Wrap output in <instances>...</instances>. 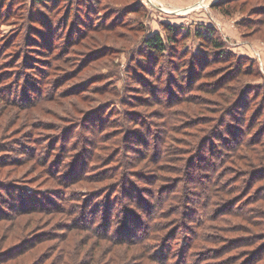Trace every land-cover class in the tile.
Instances as JSON below:
<instances>
[{
	"label": "rangeland",
	"instance_id": "obj_1",
	"mask_svg": "<svg viewBox=\"0 0 264 264\" xmlns=\"http://www.w3.org/2000/svg\"><path fill=\"white\" fill-rule=\"evenodd\" d=\"M223 1L0 0V264H164V257L154 255L171 232L170 264H177L186 250L187 264L243 263L245 249L252 246L240 247L248 233L237 228L239 223L251 224V233H264V213H258L264 211V198H254L258 190L264 192V179L246 186L253 171L264 173V137L261 143L228 151L224 166L215 169L218 140L212 136L200 149L198 142L217 125L211 134L221 141L231 139V144L235 140L229 133L249 139L257 135L260 123L264 131V0ZM169 25L177 28L179 41L171 48L173 54L160 55L154 65L145 40L158 32L167 38ZM200 26L215 29L214 36L230 51L227 57L197 34ZM150 69L157 75H150ZM224 77H230L228 84L240 89L247 102L236 108L239 90H205ZM193 82L195 88L189 89ZM221 93L228 95L227 104ZM180 95L187 99L159 103L161 96L175 100ZM230 102L238 122L219 118L220 107ZM126 111L137 120H125L131 115ZM203 115L212 118L204 123L198 120ZM254 119L260 122L252 126ZM168 124L175 129L168 127L170 137L165 139L162 129ZM232 124L237 125L234 132L228 131ZM145 131L150 145L135 144L130 133ZM98 136L104 139L97 144ZM157 137L163 155H155ZM121 140L140 147L141 153L124 152ZM170 146L176 148L172 155ZM123 171L128 192L141 197L146 209L156 207L167 185L164 175L181 179L182 190L187 176L219 178L222 172L227 190H214L210 211L221 200L223 208L235 210L204 223L205 212L196 214L191 226L196 233L187 240L180 226L196 210H183L182 204L181 216L163 218V230L149 232L145 244L135 242L128 233H136L140 224L128 217L126 226L121 204L107 197ZM188 185L193 183L188 180ZM118 190L115 197H122ZM195 193L188 207L198 209L205 198L199 200ZM88 199L100 210L95 232L71 211ZM48 203V209L38 208ZM172 205L169 199L167 206ZM224 226L227 230L219 232ZM261 239L255 247L264 245ZM213 250H219L218 256Z\"/></svg>",
	"mask_w": 264,
	"mask_h": 264
},
{
	"label": "trees",
	"instance_id": "obj_2",
	"mask_svg": "<svg viewBox=\"0 0 264 264\" xmlns=\"http://www.w3.org/2000/svg\"><path fill=\"white\" fill-rule=\"evenodd\" d=\"M224 1H226V0H224ZM227 1H230V0H227ZM168 28H169V30H168L169 34L167 35V38H165L161 33L158 32V33H155L153 36H151V37H149V38H147L145 40V46H146L147 50H149V52L151 54L149 60L154 65H156L157 63L160 62V58H159L160 55L165 54V53L173 54L171 48H173V46H175V43L179 41L178 36L176 35L177 28L175 26H173V25H169ZM199 29H201V31H197V34L200 35L202 38H205L206 40H208L209 41L208 43L210 45L217 46V48L219 49L217 51V53L220 54V57H222V55L224 57H227L226 55H228L230 53V51L228 49L224 48V42L223 41L218 40L216 38V36H214L215 29L213 27H211V26H208V27L200 26ZM144 60H146V59H144ZM238 64H240V63H238ZM241 68L242 67L238 65L235 70H237V72H240ZM149 73H150V75H154V76L157 75L155 71H152V69L149 70ZM198 74H200V73H198ZM228 80H230V77H224L219 82H217L216 85L207 86L205 88V90L206 91H215V90H217L216 89L217 87H220V90H222L223 87H226L225 89H233V86L228 84V82H229ZM194 82H195V80H194ZM194 82L191 85H189V89H194L195 88ZM181 86L182 85H178V87H181ZM197 87L201 88L202 86L200 84V85H197ZM233 90H235L236 91L235 93H237V94H238V90H239V94H240V89H237V87H235ZM222 94L224 95L225 93H221V96H222ZM175 95H178V94H173L174 97H175ZM224 96H225V98L222 99V101H223L224 104H227L228 103V99H227L228 95H224ZM167 98L164 99V97L161 96L159 98L160 99L159 103L166 106V105H171L176 100L179 101L181 98H182V100H180V101H183V100L187 99V98H185L184 95L178 96L177 99H175V100H171V99H167ZM188 98H190V97H188ZM239 99H240L239 101H235L234 100L235 103H236V108L242 102H247L246 96L243 93L239 95ZM127 102L128 103H133V101L129 102V101H127V99H123L122 100V103H127ZM233 104H232V102H230V105H228V106L227 105L221 106L220 110H219L220 113H221L219 115V118L221 116H223V118L229 117V118H233V119L237 120L236 122H238L239 116L236 115V114L232 115V112H231V109H233L232 108ZM248 105H249V103H247L246 106H245L246 110H247V106ZM177 112L179 113V110H177ZM239 112H241V110H239ZM260 112L261 111H259V113ZM128 113H130V112H127V111L125 112V114H128ZM259 113L258 114L256 113V114L259 115ZM130 114H131L130 116H126L127 119H125V120H127L128 122L137 120L138 117L137 116H133V114H134L133 112H131ZM205 115L200 117L198 120H200V121H202L204 123H207L208 120L210 118H212V117L211 116L210 117L209 116H205ZM170 117H173V116L170 114ZM240 121H241V119H240ZM257 122H260V121H256L254 119V122H253L252 126L254 124H256ZM188 123L189 124H194V123H192L190 121H188ZM156 124L158 125L159 123H156ZM260 124H261L262 127L261 128L259 127L257 129V131H258L257 135H254V136H252L249 139H248V137L246 138L245 136H241L240 139H238V137L235 134L229 133V134H231L234 137V139H233V137H232V139L235 140V142H233L232 144L230 142L231 139H228V138L223 139L222 138V141H221V137L219 135H217V134L215 135V133L211 134L214 131V129L215 130L218 129L217 128L218 125H217V126H215V128L211 129L210 132L207 131L206 135H204L203 138L201 137L199 139V140L203 139V141H201L200 143L198 142V147L200 149L202 146H204V143H206V141L209 140L208 138H212V136H214L215 137L214 139L218 140L221 149L218 151V154H217V158L219 159V161H216L213 169H215L216 167L222 168L224 166L222 163L224 162L225 155H226V153L228 151H230V152L232 151L231 152V154H232L234 152V149H236L239 144H240V149H242L243 147H248V145H251L252 142L255 143V144H258V143L262 142L263 137H264L263 136V132L264 131L261 130L263 128V124L262 123H260ZM143 125L145 126L144 129L147 128V126H148V125H145V124H143ZM233 126H230L228 131L234 132V130H237L236 129L237 125H233ZM168 127H171L170 129H175V127L172 126L171 124H168L166 128H163L162 132H164V135H165L164 138L165 139L167 138V136L169 134V128ZM176 128L181 129L180 127H176ZM198 131L199 132H201V131L205 132V129H199ZM250 131H252V129H250ZM147 132L148 131H145L142 134L139 133V132H131L130 134H131V136H136V139L134 140V142H136L135 144H138L140 146L142 144L150 145L151 141H150V139L148 137V136H150V134L147 135L146 134ZM169 137L170 136H168V138ZM164 138H162L161 140L165 142ZM103 139H104V136L103 137L102 136H98L96 138V141H94V143H97V144H98V142L101 143L103 141ZM126 139H128V137H125V140ZM126 143L123 141V144H122V140L119 141V144L123 145V146L122 145H120V146L122 148H124L123 149L124 152H126V151L130 152V150H138V152L141 153V151L139 149L140 147H135V145H131V144L127 145ZM262 143H264V142H262ZM153 145L154 146H156V145L158 146V148L156 149L157 151H156L155 155H163L164 151L162 150V148H160V142H159L158 137L156 138V140L153 143ZM133 148H135V149H133ZM169 150H170V153L172 155L173 152H175L174 150H176V148H174L173 146H170ZM177 151H178V149H177ZM230 152H228V153H230ZM123 155H125V154L123 153ZM142 155H145V154H142ZM166 156L163 158V160H165ZM122 163H123V165H125L127 162L123 161ZM206 167H208V166H206ZM206 167H203V168L204 169H209V168H206ZM256 172L257 171H253L251 173L253 176H252V178L247 180V185H246L247 187L250 186V183L253 184V183H256V182H261L264 179V173L263 174L262 173L258 174L259 172L258 173H256ZM166 178L167 177L165 175L162 176V179L167 180L166 183H165L167 185L163 186L161 188L160 197L158 198L157 203H155L156 207H152L150 209L149 208L146 209L144 207H141V205H140V203L142 202L141 197H140V199L139 198L137 199V198H135L133 196L132 193L128 192V189L126 188V186L128 185L129 181H128L127 176L126 175L124 176V171L121 172V176L118 179L117 184H111L109 186V188H111V189L107 188V189L110 190V191L108 190V192H107L108 201L110 202V201H113V199H114L115 200V204H118V202L121 204V210H122L121 212H123L125 214V217H126L125 219H122L121 221H123V223L125 222V225L128 226L129 222H128L127 218L131 217L130 223L133 222V223H136V224L137 223L140 224L138 226V231L136 233H134V232L133 233H128V234H132V237H133V239H130V240H133V241L139 243V242L145 240L150 235L149 232L153 233V232H160L161 230H163V227L166 226V225L161 223V220L163 218H165V219L172 218L171 216H173L174 214H180V216H181V214H183V211L180 210L182 204H184V206L182 207L183 210L186 209V208H188V210H190V211L191 210H196V211H194V213L192 212L190 214V216L185 215V217H187V222L183 221L182 226H180V228H183V231H184V235L183 236L187 237L188 238L187 240H191L192 235H195V233H196L195 228L191 227V226H194V225H192L193 222H195V220H193V218H194L193 216H196V214H199V213L203 214V212H205V214H204L205 216H204V219H203V223H204V221L222 217L221 215L230 214V213H232L235 210L234 207H232V208L224 207L223 208V206L221 205L223 200H221V202L219 201V203H218L220 205L218 207H216V209H214L213 211H210V209L212 208V205L215 204V201L213 200L214 194H215V191H216L215 189H221L220 190L221 192H224L225 190H227V188H226L227 184H226L225 181H223L224 175H223L222 172L219 173V178L208 177L207 176V177H204L202 179V176H201V178L198 179V177H195V176L193 177V175L190 176V177L187 176V178L184 179V180H186V182H185L186 183V187L185 188L183 187L182 190L179 189V183H180L181 179H177L176 178V180L175 179L172 180V177H170L171 179L168 180ZM214 179H215L216 183L213 182ZM155 180H157V179H155ZM188 180H190L193 183V185H188ZM175 181H177L178 184H176ZM213 183L216 184L215 187H214ZM154 184L155 183L152 182V185H154ZM118 186H120V187H118ZM169 186L170 187L172 186L173 189H170ZM194 186H195L196 189H193ZM132 187H134V185ZM247 187H245V189ZM117 188L118 189L120 188L122 197H119L118 194L115 197L116 193H120ZM258 188H261V187H258ZM134 189L136 190V193H137L138 192L137 188H134ZM197 190H199V191H197ZM241 190L242 189L240 188V191ZM193 191L197 192L195 194H197L199 196V200H200L201 197L205 198V200L201 203L200 208H198V209H194L196 207H188L189 206L188 198H189L190 194ZM156 192H157V189L155 190L153 188V189L150 190V193H152L153 195H155ZM198 192H201V193L199 194ZM221 192H220V194H221ZM175 194L177 196L173 197ZM179 194H182V196L181 195L179 196ZM112 195H114V196L112 197ZM137 196L139 197V195H137ZM255 197L264 198V192H261V190H258L257 191V195H254V198ZM169 199H171V201H173L175 203V205H172V206L168 207L167 206V201ZM89 201H90L89 199L86 200L85 203L81 204V206H78V208L74 207L71 211L74 214L73 216L77 217L78 214H79V217L80 218L82 217L85 220L86 223L82 224L84 226V228H88L90 231L95 232V226H97L100 223V219H99V216H98L99 213H100V210H99V208H97V209L92 208L93 203H90ZM198 203L200 204V201ZM44 204H41L40 207H38V208L41 209V210L48 209L49 208V206H48L49 203L46 204V205H44ZM227 204L230 205L231 202L229 201ZM32 207H34V206H32ZM171 207H172V209H171ZM90 209H91V211H90ZM214 211H216V213H214ZM137 212H139V214ZM258 213H262L263 214L264 211H261V212H258ZM79 217H78V220H79ZM101 218L104 219V220H106L108 218V220H109V217H106V215L101 216ZM245 219H246V221H249L250 223L258 222L257 220L251 221L250 218H245ZM158 222L162 224L161 227H160ZM111 223H112V220H111ZM144 225H145L146 229H143L142 226H144ZM112 226H113V224H112ZM230 227L231 226H229V228ZM237 228H240V230H242V232H247L248 233L247 237L240 239V247L243 246V245L245 247H251L252 246V249H249V251H248V249H245V251L248 252L247 253L248 257L245 258L243 260V263H240V264H264V245L260 244L258 247H255V243L258 242V240H262L261 236H264V235H262L264 233L263 232L251 233L252 225L248 224V223L244 224L243 222H240ZM222 230H227V229L225 228V226L221 227L219 232H221ZM126 231L130 232L128 228H127ZM191 233H193V234L191 235ZM172 234L173 233L171 232L170 236H167V237L164 236L161 239V240H163L161 249L159 250V252L157 254L154 255L155 257H158V258L164 257V258H162L164 264H170L169 260L172 259L171 258L172 255H171V253H169V250L171 249V247H170V245H169V247L167 246L168 243H169V240H170L169 237H171ZM119 239H122V238H119ZM146 242L147 241L145 240L144 244ZM167 247H168V250H166V252L164 253V250ZM225 250L228 251V249H225ZM162 251H163V253H162ZM216 252H219V250L216 251ZM216 252L213 250V256H218V255H215ZM186 256H187V250L185 252H183V257L181 256L179 258V260L177 261V264H187L188 260L185 259ZM221 264H224V263L222 262Z\"/></svg>",
	"mask_w": 264,
	"mask_h": 264
}]
</instances>
